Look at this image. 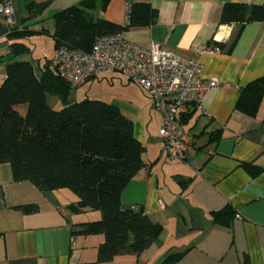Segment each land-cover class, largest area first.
I'll use <instances>...</instances> for the list:
<instances>
[{"label": "crops", "instance_id": "0c3cea01", "mask_svg": "<svg viewBox=\"0 0 264 264\" xmlns=\"http://www.w3.org/2000/svg\"><path fill=\"white\" fill-rule=\"evenodd\" d=\"M81 1L13 0L12 23L0 14V83L10 60V34L22 33L20 40L29 52L16 59L30 61L39 75L42 66L50 68L56 49L53 14ZM131 2L150 3L157 16L148 26L123 30L125 39L141 46L157 43L196 58L202 76L216 79L219 86L206 93L201 106L187 110L182 127L193 143L183 159L170 161L159 134L160 113L142 89L119 73L81 85L93 89L94 82L103 79L126 93L120 99L97 94L84 98L113 104L132 121L144 166L124 186L120 201L124 207L142 206L161 226L158 240L142 252L115 255L97 264H156L175 250L185 251L178 264H241L245 256L250 264H264V94L255 116L236 108L241 89L264 77V21L218 22L225 3L264 0H108L103 8L97 0L95 16L123 26ZM45 37L51 40L52 52L33 45ZM213 42L221 43L222 50L210 47ZM214 133L219 135L216 139ZM75 200L66 188L44 191L29 180L15 181L10 165L0 163V264L93 262L104 236L73 231L75 225L101 214L71 211ZM19 205L37 209L25 212ZM226 207L234 212L228 224L213 222V212Z\"/></svg>", "mask_w": 264, "mask_h": 264}, {"label": "trees", "instance_id": "16d2710c", "mask_svg": "<svg viewBox=\"0 0 264 264\" xmlns=\"http://www.w3.org/2000/svg\"><path fill=\"white\" fill-rule=\"evenodd\" d=\"M108 0H100L101 6ZM97 0L53 14L55 48L66 45L89 51L96 37L122 32L131 27L154 23L157 10L145 2H131L123 26L114 25L92 11ZM264 21V4L229 2L222 6L219 23ZM14 36V37H13ZM10 34V60L0 83V163H8L15 181L29 180L40 190L66 188L76 200L73 212L98 210L100 218L74 226L75 234H102L97 247V264L124 253H140L158 240L161 226L154 223L142 206H122L120 193L128 181L144 166L143 147L134 137L132 121L117 106L99 99L69 101L68 83L53 74L46 64L36 75L30 61L16 59L29 52L20 39ZM222 50L221 43L209 44ZM56 94L58 110L46 102L45 93ZM264 94V77L241 91L236 108L255 116ZM219 135L214 133V139ZM22 211L34 205L17 206ZM230 207L213 212V222L226 226L233 215ZM184 250L169 251L156 264H178ZM241 264H250L247 256Z\"/></svg>", "mask_w": 264, "mask_h": 264}, {"label": "built area", "instance_id": "2783aa9c", "mask_svg": "<svg viewBox=\"0 0 264 264\" xmlns=\"http://www.w3.org/2000/svg\"><path fill=\"white\" fill-rule=\"evenodd\" d=\"M13 11V0H0V14L9 23ZM50 69L71 89L112 73L137 85L160 113L159 134L170 161L183 159L185 150L192 146V137L182 127L187 110L201 106L206 93L219 86L216 79L202 76L198 59L180 56L157 43L141 46L125 39L122 32L96 37L89 51L59 46L50 59ZM235 217L240 214L235 213Z\"/></svg>", "mask_w": 264, "mask_h": 264}, {"label": "rangeland", "instance_id": "374dc122", "mask_svg": "<svg viewBox=\"0 0 264 264\" xmlns=\"http://www.w3.org/2000/svg\"><path fill=\"white\" fill-rule=\"evenodd\" d=\"M92 13L95 15V10H93ZM33 45L36 46V48H46L47 47L46 50L52 52L51 40L46 37L40 41L36 40L35 42H33ZM35 53L38 54L37 51H35ZM89 85L90 84H86L76 89L70 88V91L68 93V100L78 101L84 98L85 96L88 97L90 95V97H93L94 96L93 94H97L98 96L101 95V96H104L105 98H110V96L111 97L116 96L118 97V99L124 98L126 95L124 90H122L121 88H118V86L110 87L109 86L110 84L106 80H103V79L96 80L94 84L92 85L93 87L91 86V88L93 89H88ZM45 98H46L47 104L52 109L58 110L61 107L60 99L56 94L51 93V92L45 93Z\"/></svg>", "mask_w": 264, "mask_h": 264}]
</instances>
